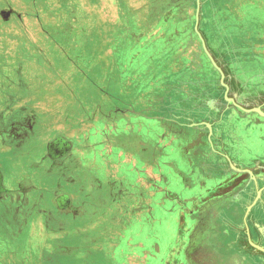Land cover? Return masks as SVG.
I'll return each instance as SVG.
<instances>
[{
  "label": "rangeland",
  "instance_id": "1",
  "mask_svg": "<svg viewBox=\"0 0 264 264\" xmlns=\"http://www.w3.org/2000/svg\"><path fill=\"white\" fill-rule=\"evenodd\" d=\"M120 51L160 68L133 97ZM243 143L264 156V0H0V245L21 255L0 264H264ZM217 151L235 180L200 198L184 179Z\"/></svg>",
  "mask_w": 264,
  "mask_h": 264
},
{
  "label": "crops",
  "instance_id": "2",
  "mask_svg": "<svg viewBox=\"0 0 264 264\" xmlns=\"http://www.w3.org/2000/svg\"><path fill=\"white\" fill-rule=\"evenodd\" d=\"M250 139H253V138L250 137ZM251 144H253V143H251ZM262 145H263L262 149H264V144H262ZM250 146L248 144L243 143L242 148L239 150L238 155H239L240 161H243L245 163L243 165L248 166L249 169L254 168V170H255L254 164L256 163L258 158H264V156H261V155L254 153V148H252V147L249 148ZM52 147L54 148V151L56 152V154L58 156L63 155L66 152L65 147L62 145H52ZM247 150H248V152H247ZM49 152H50V150H49ZM208 162L201 163L202 168H197L191 177L189 174V175H186V177L184 179L185 184H186L185 188H190V190L193 188L191 190L192 194L196 193V195L198 194L200 196V198H204V196L208 195L209 193L214 194L213 193L214 189H216L215 194L219 195V193H222L224 190V189L220 190L221 187L223 185L227 184L228 182L229 183L233 182L235 180L234 178L236 176L234 173L232 175H230L228 173L226 174L225 170H227L229 172L230 168H229L228 164L225 162L224 157H222L221 153H219L218 151H217V155H215L212 158V162L211 163H208ZM213 171H215L216 174H214ZM175 178L176 177L172 173V179H175ZM209 178H214V181H216L218 179L213 184L212 189L209 188L210 186H208V183H207V179H209ZM263 179H264V177H263ZM5 180H6V178H5ZM196 181H198V182L201 181V185L196 183ZM260 186H264V181L260 182ZM235 187L233 189H235ZM253 188H254V190H250L248 193L245 194V196L243 198L244 200H243V204H242L243 206L242 207L249 206L251 204V201L254 198V196H256V192H257L256 188L257 187H256L255 182H254ZM233 189L231 190L230 194H232L234 191H236ZM236 197H238V196H236ZM255 198H256V201H254V202H256V204H255L256 206L254 208H252L248 214L249 228L252 232L259 233V229H258L259 228L258 222H259L262 224L260 229L264 233V217L258 216L260 213L259 211L262 210L261 208L264 206V189L262 190L261 194L259 196H256ZM62 199L63 200H61L60 196L58 197V203H59L60 207H63L65 204V201H64L65 199L64 198H62ZM67 202H68V200H67ZM258 209H259V211H258ZM221 213H222V215H223V213H228L226 216L231 215L229 211L226 210V212H225V208L221 209ZM184 219H183V223L181 222V224L186 228V226L188 225L187 224L188 223L187 217L185 220L186 222H184ZM236 229H238V231H242L243 227H236ZM57 235H59V234H57ZM33 248H34V246H33ZM14 250H15V252H8V255H10V256L13 255L14 259H12V260L21 259V255H19L17 258V252H16L17 249H14ZM188 262L190 264H193V260L188 259Z\"/></svg>",
  "mask_w": 264,
  "mask_h": 264
},
{
  "label": "trees",
  "instance_id": "3",
  "mask_svg": "<svg viewBox=\"0 0 264 264\" xmlns=\"http://www.w3.org/2000/svg\"><path fill=\"white\" fill-rule=\"evenodd\" d=\"M181 24V23H180ZM181 25H183V24H181ZM123 36V35H122ZM122 40H123V37H121L120 38V43L122 42ZM129 56H130V54H125L124 52H121L120 51V54H117L116 55V59H117V63L115 62V66H114V70H115V72H111L113 75L115 74L116 75V73H117V76H122L121 78H122V82L120 81V85H122L124 88H126V85L128 86H132L133 87V89H134V95H130L131 97H133V96H135V95H137V91L136 90H138L139 89V84H140V77L136 80V79H134V77L133 76H138V75H140V74H153V76L152 77H155V75L160 71V68H158L157 70H153L152 72H150L149 71V69L148 70H144V69H142L141 67H136V68H134L133 66H128L129 65V62L127 61L128 60V58H129ZM145 72H148V73H145ZM126 76H132L131 78H133V81H131V84L130 83H128L127 81L128 80H126L125 81V77ZM153 80H155V79H153ZM124 81H125V83H124ZM127 89V88H126ZM7 119H8V117L7 118H4V121H1V122H6L7 121ZM10 120V119H9ZM95 136V137H94ZM96 137H98V136H96V135H92V133H91V136H90V133H89V140L90 141H88V142H94L97 138ZM69 140L68 139H65L63 136H61V135H58L55 139H53L50 143H49V150H50V152H49V154H50V156H52V157H57L58 155L56 154V152L54 151V148L52 147V145H62V146H64L65 147V149H66V152L69 150V147H68V145H69ZM91 173V172H90ZM97 173V172H96ZM91 175L93 176V178H91L89 181H88V183L87 184H89L90 186H95V189H96V191H97V183H96V181H99V182H101V180L99 179V177H98V175H96V174H94V172H92L91 173ZM126 177H127V179H129V174H126ZM1 178V177H0ZM95 191V190H94ZM93 193V192H92ZM90 194H91V192H90ZM83 195H84V193H83ZM61 197V200H63L62 198H64L65 200V204H64V206L68 203L67 202V200H68V197L66 196V195H62V196H60ZM84 197L85 198H88V195L87 194H85L84 195ZM89 197H92L91 195L89 196ZM63 205V204H62ZM80 245V244H79ZM2 250V251H1ZM0 251L1 252H3L4 251V253H8V251L6 250V248L4 247V246H1L0 245ZM79 251V252H78ZM84 252H88L89 253V250H87V249H81V250H79V249H77L76 250V253L77 254H79V256H80V254L81 253H84ZM82 255H84V254H81V256ZM85 255H87V253H85ZM80 256V257H81ZM82 257H84V256H82ZM89 257V256H88Z\"/></svg>",
  "mask_w": 264,
  "mask_h": 264
},
{
  "label": "water",
  "instance_id": "4",
  "mask_svg": "<svg viewBox=\"0 0 264 264\" xmlns=\"http://www.w3.org/2000/svg\"><path fill=\"white\" fill-rule=\"evenodd\" d=\"M259 112H262L261 110L257 109Z\"/></svg>",
  "mask_w": 264,
  "mask_h": 264
}]
</instances>
